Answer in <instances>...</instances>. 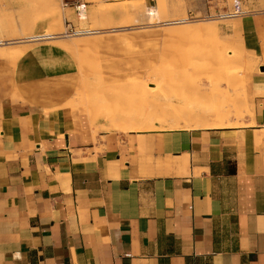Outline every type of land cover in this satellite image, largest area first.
<instances>
[{
  "label": "crops",
  "instance_id": "crops-1",
  "mask_svg": "<svg viewBox=\"0 0 264 264\" xmlns=\"http://www.w3.org/2000/svg\"><path fill=\"white\" fill-rule=\"evenodd\" d=\"M131 1L167 20L233 11ZM239 7L254 61L242 126L93 131L66 108L80 75L68 51L0 58V264H264V0Z\"/></svg>",
  "mask_w": 264,
  "mask_h": 264
},
{
  "label": "rangeland",
  "instance_id": "rangeland-1",
  "mask_svg": "<svg viewBox=\"0 0 264 264\" xmlns=\"http://www.w3.org/2000/svg\"><path fill=\"white\" fill-rule=\"evenodd\" d=\"M73 1L0 0V58L10 59L11 50H27L40 44L58 45L68 51L80 75L76 93L66 108L93 131L128 133L131 124L133 131H146L236 127L246 123L254 61L235 36L233 19L217 20L213 14L174 25L170 23L187 17L153 18L149 16L151 5L145 8L131 0H118L122 1L120 5L111 4L116 0H85L92 7L85 9L80 19ZM197 27L204 31L183 37L166 34L169 30ZM71 29L97 33L70 36ZM47 33L57 37L29 40ZM87 42L93 44L91 49L74 45ZM221 58L225 60L223 65L217 62ZM162 76L166 78L161 83L151 79ZM160 94H164L163 98ZM180 97L187 101L180 103ZM185 107L187 111L205 110L203 122L198 123L204 126L180 122V126L173 127L175 122L162 125L153 121L162 117L163 111V116L172 117ZM168 110L172 113L167 114ZM146 117L150 125L141 121Z\"/></svg>",
  "mask_w": 264,
  "mask_h": 264
},
{
  "label": "bare ground",
  "instance_id": "bare-ground-1",
  "mask_svg": "<svg viewBox=\"0 0 264 264\" xmlns=\"http://www.w3.org/2000/svg\"><path fill=\"white\" fill-rule=\"evenodd\" d=\"M168 24V23H167ZM170 24H176V23H170ZM167 26V25H166ZM169 26H171V25H169ZM175 29V28H174ZM204 30H203V28L202 27H197V28H187V29H181V30H169L166 34L167 35H173V36H176V37H183V36H190V35H192V34H196V33H202ZM210 32V31H209ZM208 32V33H209ZM97 33V32H96ZM57 37V36H56ZM53 34H43V35H41V36H34V37H31V38H29V40H30V42H35V41H45V40H51V39H55L56 38ZM7 44V43H6ZM9 44V43H8ZM3 45V42H2V40H0V46H2ZM74 45H76V46H80V47H82V49L84 48V49H86V50H88V49H91L92 47H93V44L91 43V42H87V43H85V44H83V43H79V44H74ZM25 51L26 50H11L10 52H9V50H8V54H9V58L10 59H8V60H11V62L12 61H16V60H18L24 53H25ZM1 52V51H0ZM5 54V53H4ZM3 55V54H2ZM199 56V55H198ZM195 57V56H194ZM2 58V57H1ZM197 59V58H196ZM219 64H224L225 63V60L223 59V58H221L220 60H218L217 61ZM164 75V74H163ZM165 76H162L161 78H155V77H153V78H151V79H155L156 81H158L159 83H161V82H163L164 80H165ZM155 83V82H154ZM177 92V91H176ZM179 93V92H178ZM169 94V93H168ZM158 95H159V93H158ZM164 95V94H163ZM162 94H160V96H161V98H163L162 96H163ZM174 96V95H173ZM175 97H177V96H175ZM160 98V99H161ZM174 98V97H173ZM182 100H180V99H177V98H175V99H177V100H180V103H183L184 104V102H182V101H187V98L185 97V100L183 99V97H180ZM174 100V99H173ZM179 103V104H180ZM173 104V103H172ZM169 105V104H168ZM167 105V106H168ZM165 106V105H164ZM179 106H181V104L179 105ZM178 107V106H177ZM190 107V106H189ZM166 109V108H165ZM167 109H168V107H167ZM187 109V107H185V108H181V109H178L179 111L177 112L178 114L177 115H175V116H172V117H169V116H167V115H164L163 116V113H164V111H163V113H162V117H160V118H158V119H154L153 121H156V122H159V123H161L162 125L164 124V123H174L175 122V124L176 125H173V123L172 124H170V125H173V127H177V125H179L178 123H180V122H182L183 123V125L184 124H186V123H192V124H190V125H193V123H196L195 125H201V126H204V125H202V123L201 124H198V123H200V122H203V120H204V115H205V113H204V111H200V109H198V111L196 110L195 112L193 111V110H191V111H187L186 110ZM190 109H192L191 107H190ZM167 111V110H166ZM169 113H172V112H169V110H168V112H167V114H169ZM197 113H199V114H197ZM136 114V113H135ZM146 114V113H145ZM164 114H166V112L164 113ZM138 115V114H137ZM149 115V114H148ZM133 116V115H132ZM130 117V116H129ZM132 118V117H131ZM143 118V117H142ZM209 118V117H208ZM216 118V117H215ZM113 119V118H112ZM149 119V120H148ZM118 120V119H117ZM216 120H218V119H216ZM141 121L143 122V123H148L149 124V122L151 121L150 120V118H144V119H141ZM133 122V121H132ZM130 123H131V121H130ZM151 123V122H150ZM208 123V122H207ZM128 124V123H127ZM126 124V125H127ZM133 124H134V122H133ZM187 124V125H188ZM204 124V123H203ZM124 125V124H123ZM150 125V124H149ZM195 125H193V126H195ZM206 125V124H205ZM131 126H132V124H131ZM130 126V131H133V129H132V127ZM156 126V125H155ZM160 126V125H159ZM180 126V125H179ZM178 126V127H179ZM196 126V127H197ZM208 125H206L205 127H207ZM120 127H122V130H129V127H126V126H120ZM148 127V126H147ZM164 127V126H163ZM134 128V127H133ZM170 128V127H169ZM195 128V127H194ZM158 129V128H157ZM139 131V130H138Z\"/></svg>",
  "mask_w": 264,
  "mask_h": 264
},
{
  "label": "built area",
  "instance_id": "built-area-1",
  "mask_svg": "<svg viewBox=\"0 0 264 264\" xmlns=\"http://www.w3.org/2000/svg\"><path fill=\"white\" fill-rule=\"evenodd\" d=\"M233 1V11L231 12H223V13H218L217 15L213 16V18H216L217 20H227V19H232L235 17H238L241 14L240 7H239V0H232ZM74 6V9L77 12L78 18L82 19V14L84 13L85 10V5L80 4L78 0H74L71 3ZM212 16H207L206 18H210ZM194 17H189L187 19L183 20H178V21H173L172 23L176 24H183L188 21L193 20ZM96 31L94 30H89V29H71L70 33L68 35L70 36H87V35H93L95 34Z\"/></svg>",
  "mask_w": 264,
  "mask_h": 264
}]
</instances>
